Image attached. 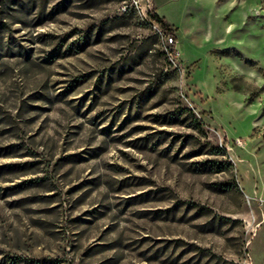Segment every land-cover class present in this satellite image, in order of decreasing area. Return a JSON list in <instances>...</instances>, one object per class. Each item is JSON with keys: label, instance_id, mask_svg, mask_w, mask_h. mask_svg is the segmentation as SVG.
Instances as JSON below:
<instances>
[{"label": "rangeland", "instance_id": "1", "mask_svg": "<svg viewBox=\"0 0 264 264\" xmlns=\"http://www.w3.org/2000/svg\"><path fill=\"white\" fill-rule=\"evenodd\" d=\"M0 264H264V0H0Z\"/></svg>", "mask_w": 264, "mask_h": 264}, {"label": "trees", "instance_id": "2", "mask_svg": "<svg viewBox=\"0 0 264 264\" xmlns=\"http://www.w3.org/2000/svg\"><path fill=\"white\" fill-rule=\"evenodd\" d=\"M149 17L151 19V21H153L154 23H156L160 30L162 31V33L164 34V36L168 37L170 40L169 45L172 46L174 45L175 41H176V36L174 33V28L173 26L168 22V20L162 16L159 15L158 13H156L155 11H149Z\"/></svg>", "mask_w": 264, "mask_h": 264}]
</instances>
